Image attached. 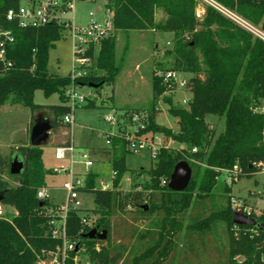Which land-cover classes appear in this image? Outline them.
Segmentation results:
<instances>
[{"label": "trees", "instance_id": "obj_1", "mask_svg": "<svg viewBox=\"0 0 264 264\" xmlns=\"http://www.w3.org/2000/svg\"><path fill=\"white\" fill-rule=\"evenodd\" d=\"M210 1L264 37V0ZM20 2L0 0V28L12 37L4 61L0 62V106H22L31 112V118L42 113L52 130L68 128L69 124L63 123L65 116L73 114L65 95L68 88L88 87L99 92L103 86L113 84L119 74L115 38L111 34L99 43L94 69L85 76L71 79L69 73L49 74L48 53L62 38V30L54 22L31 28L20 27L15 19L8 21L6 12L15 11ZM198 3L199 0H107L104 5L111 14L113 32L172 35L173 46L164 52L169 67L162 71L191 75L185 83L191 95L187 108L174 106L169 94L175 84L164 85L162 76L152 72L149 114L144 128L135 136L158 134L183 147H160L147 170H129L137 178L147 175V180L135 183L124 194L120 186L128 171V143L122 132L107 134L110 188H97L96 175L88 173L83 186L76 189L91 194L95 207L83 215L79 209L66 212L65 240L74 249L65 252L62 264H203L198 261L200 255L205 257V264H264V207L259 215H251L259 228L235 226L228 196L234 183L224 184L219 197L211 192L223 170L237 166L238 182L253 178L260 171L255 165L264 162V113L257 111L264 102V40L211 5L206 4L202 17H197ZM85 56H94L93 47ZM35 91L45 98L56 94L59 103L36 105ZM166 93L169 94L164 96ZM158 102L167 105L166 112L175 120L177 131L156 123ZM81 107L95 109V99L86 98ZM207 115L223 118L222 132L215 133L205 121ZM30 123L31 128L32 120ZM14 156L23 164L17 176L9 173ZM41 157V148L29 144L11 148L6 155L0 153V205L15 211L9 218L0 217V264H36L39 258L62 248V239L49 234L48 223L56 208L47 199L36 197L39 189L46 188L45 176L53 174L43 167ZM180 161L190 166L192 175L184 191L173 192L167 184ZM13 178L15 185L9 182ZM139 220L148 221L146 229L135 227ZM218 226L223 242L216 237ZM91 229L104 231L105 240L82 238ZM82 249L85 263L75 261Z\"/></svg>", "mask_w": 264, "mask_h": 264}, {"label": "rangeland", "instance_id": "obj_2", "mask_svg": "<svg viewBox=\"0 0 264 264\" xmlns=\"http://www.w3.org/2000/svg\"><path fill=\"white\" fill-rule=\"evenodd\" d=\"M24 0H21L20 4H24ZM107 0H96L94 3L88 0H78L75 3L73 12L69 14L70 18H73L76 24L85 25L88 22L87 14L89 12L94 13V18L97 21L102 20L105 17L106 9L104 5ZM207 3L203 0H199L196 8V16L202 17L204 13V7ZM223 11V10H222ZM224 12V15L233 21L241 24L247 28L254 35L261 37L256 28L250 27L240 18L232 13ZM115 38V61L120 64V72L117 75L113 84L109 86H103L99 92H95L88 87L75 88L76 96H85L89 99H95V109H84L81 106L77 107L73 111V122L68 128H64L66 133L63 136V144L66 145L69 141L72 142L74 148L73 163L71 170L74 173V178L84 181V175L88 173L96 172L98 179L95 180V185L100 188L103 185H111V166L103 163L99 160L104 155L103 150L108 148L106 145L107 134L117 133V131L134 130L137 123L144 124L149 114V108L151 105V75L155 72V75H162V69L169 67V61L165 57L164 52L167 49H171L173 46L172 35L170 33H158L152 31H116L111 33ZM97 49L94 51V58L96 57ZM71 44L69 37L66 33L62 38L55 43L54 48L49 50L47 71L49 74L66 76L71 69ZM92 69L94 67L92 66ZM97 71V74H100ZM191 77L190 74L176 73L175 90L169 94L175 107L187 108L188 100L190 99V93L186 90L185 85L179 86L180 83H186L187 79ZM167 93L164 96L168 95ZM183 101H186L183 103ZM33 102L36 105L52 106L59 103L58 95L54 94L48 98H45L40 91H35L33 94ZM157 114L155 121L157 124L170 128L172 131H177V125L175 120L170 117L167 112V105L158 102L156 105ZM257 111L264 113V102L260 103V107ZM136 114L138 117L137 122L132 121V115ZM108 115H112L117 122L108 124L105 119ZM37 115L31 118V112L19 105H5L0 107V153L6 155L9 153L8 147L22 146L29 144V132L31 120L35 119ZM205 121L210 127L219 134L223 131L224 120L213 115H207ZM53 133V130H51ZM50 131V133H51ZM159 144L164 146H170L175 148H182L180 145L164 139L162 136H156ZM149 138V137H148ZM154 142V139L151 142ZM42 161L45 169H54L58 171V168L69 169V158L66 155L62 161H55L53 158V147L44 145L41 147ZM94 152L91 155L94 160L93 166L90 170L85 171L83 166L77 163L79 160L80 152ZM101 162V163H100ZM126 168L121 181V189L124 194L131 191L135 183H143L147 180V175L143 174L137 178L129 170H137L143 168L147 170L152 162L148 155L141 153L139 155L128 154L125 157ZM7 179V177H3ZM67 172H58L56 175L48 174L45 176L46 194L48 196V202L55 208L65 205L67 192L63 189L64 183L68 181ZM9 181L11 185H15L16 179ZM101 182H104L100 185ZM264 184V173L257 172L253 178H243L234 183L230 188L228 196L239 205H244L254 214H259L264 207V194L262 192ZM224 177L221 175L212 188V194L221 196L223 194ZM76 202L78 203L77 209L83 215L88 211L94 209L93 196L89 193L76 192ZM3 216L9 218L13 213L7 207L0 205ZM132 209V208H130ZM93 216L91 215V220ZM149 218V220H151ZM148 221L139 220L135 223V227L139 230L146 229ZM218 239L223 242V238L220 233V226L217 230ZM117 236V233H116ZM182 242H179V248ZM75 261L85 263L86 258L83 255V249L76 255ZM199 262L205 264V257L200 255Z\"/></svg>", "mask_w": 264, "mask_h": 264}, {"label": "built area", "instance_id": "obj_3", "mask_svg": "<svg viewBox=\"0 0 264 264\" xmlns=\"http://www.w3.org/2000/svg\"><path fill=\"white\" fill-rule=\"evenodd\" d=\"M78 0H24V4H19L18 8L14 10H8L6 12V19L8 21L17 20V23L20 27H31L38 28L45 26L48 23H56L62 30V36L64 33L67 34L71 44V69L69 75L71 79L77 77L85 76L93 66V57L85 56V53L90 47H93V50L98 48L99 43L111 35L113 32L111 25V14L106 10L105 17L97 21L94 18V13L89 12L88 22L85 25L76 24L73 18L69 17V14L73 12L75 3ZM89 2L94 3L96 0H88ZM208 5H211L222 14H224L222 8L218 7L216 4L210 0H203ZM223 10V11H222ZM227 12V11H225ZM235 21V20H234ZM237 23V21H235ZM239 24V23H237ZM244 29L248 30L241 24H239ZM249 31V30H248ZM261 39L264 40V37L261 35ZM12 42V37L9 31L3 30L0 28V62L4 61L6 46ZM162 76V83L164 85L169 82L175 84L176 73L166 72L165 74L159 75ZM185 83H180L179 86H184ZM75 86H70L65 92V95L68 97V105L72 111L75 108L84 105L86 102L85 96H76ZM186 101H183V103ZM108 124H113L117 122L112 115H108L105 119ZM132 121L137 122L138 117L136 114L132 115ZM63 123L71 125L72 123V114L65 116L63 118ZM137 127L134 130L128 131H117V133H123L127 141V149L131 155H139L145 153L148 155L149 159L155 158V152L158 148L162 147L157 140V135H150L147 137H136L135 134L138 130L144 128V124L137 123ZM113 133L111 135H114ZM160 136V135H159ZM149 137V138H148ZM161 137V136H160ZM154 139V142L151 140ZM106 145L110 146V141L106 138ZM166 147V146H164ZM192 152L195 150L192 149ZM66 155L69 158L70 168H59L58 172H67L68 181L64 183L63 189L67 192V197L65 205L57 207L55 209L52 219L49 221V234L51 238L62 239V248L57 249L54 254H46L44 258H39L36 264H62L65 258V252L74 249V245L65 240L64 234V218L66 212L70 209H77L78 203L76 202V189L83 186V181H80L77 178H74V173L71 170V165L73 163L74 148L71 144H66L64 146L57 147L54 151L55 160L62 161L65 159ZM79 160L77 163L83 166V168L88 171L93 166V161L88 152H80ZM259 168V172L264 173V162L257 163L255 165ZM240 170L237 166H233L231 170H223L222 175L224 177V184L231 186L233 183L237 182L238 175ZM103 189H107V186H104ZM36 197L38 199H46L43 189L37 191ZM231 209L233 212L241 213L247 217H252L254 214L244 205H239L231 199ZM232 212V213H233ZM260 214V213H259ZM254 214V215H259ZM3 216L2 210L0 209V217ZM255 219V218H254Z\"/></svg>", "mask_w": 264, "mask_h": 264}, {"label": "water", "instance_id": "obj_4", "mask_svg": "<svg viewBox=\"0 0 264 264\" xmlns=\"http://www.w3.org/2000/svg\"><path fill=\"white\" fill-rule=\"evenodd\" d=\"M52 130L50 121L42 113L37 114L33 120V125L29 132V145L34 148H41L48 140L49 133ZM23 164L16 157H12L9 164V173L12 176H17L22 172ZM192 171L190 166L185 161H180L173 167L170 174L167 187L173 192H182L188 186L191 179ZM231 220L235 226H248L252 228H259L256 219L247 217L241 213L233 212ZM106 234L104 231L97 233L96 229H91L89 232L82 235V238L104 241ZM78 245L75 246L77 249Z\"/></svg>", "mask_w": 264, "mask_h": 264}, {"label": "crops", "instance_id": "obj_5", "mask_svg": "<svg viewBox=\"0 0 264 264\" xmlns=\"http://www.w3.org/2000/svg\"><path fill=\"white\" fill-rule=\"evenodd\" d=\"M189 101V100H188ZM5 105H7V104H4V105H2V106H5ZM2 106H0V107H2ZM72 116H73V114H72ZM47 118V117H46ZM72 122H73V118H72ZM63 129L64 128H58V129H53V133H52V131H51V133H49V137H48V140H47V142H46V144L45 145H49V146H52L53 147V150H52V154L54 155V151H55V149L57 148V147H60V144H63L64 143V141L62 140L63 139V136L66 134L64 131H63ZM66 144H71L72 145V142H68V143H66ZM25 145V144H24ZM73 146V145H72ZM181 147H182V145H180ZM15 147H17V146H14L13 148H15ZM10 148H12V147H8V149H10ZM103 152H104V155H102V157L99 159V160H102V162L103 163H101V164H104V163H106V164H108V165H110V156L107 154V149H104L103 150ZM89 153V155H90V157H91V155L93 156V154H94V152H92V151H89L88 152ZM53 158H54V156H53ZM41 159H42V157H41ZM92 159V158H91ZM54 160H55V158H54ZM55 161H58V160H55ZM93 161V164L95 163L94 162V160H92ZM42 163H43V161H42ZM44 167V166H43ZM60 168V167H59ZM58 168V169H59ZM138 169H143V168H138ZM48 170H50V169H48ZM85 170V169H84ZM90 170V169H89ZM51 171H53V175L55 174H57L58 173V171L57 170H54V169H51ZM86 171V170H85ZM92 173V172H91ZM92 174H95L96 175V178H95V180H97L98 178V175H97V173L96 172H94V173H92ZM110 175H111V177H112V173L110 172ZM84 177H85V175H84ZM104 182H101L100 183V185H102ZM45 185H47V184H45ZM104 186H107L108 187V185H103L102 187H100L101 189H103L104 188ZM97 187V186H96ZM98 188V187H97ZM46 189L47 188H44L43 189V192H44V195H45V197H46V199H48V196H47V194H46ZM9 210H12V212L13 213H11L12 215H14L15 214V211H14V209L13 208H10V207H7Z\"/></svg>", "mask_w": 264, "mask_h": 264}]
</instances>
